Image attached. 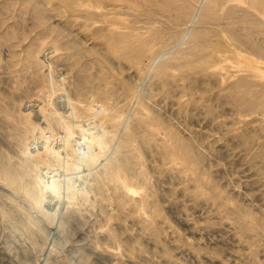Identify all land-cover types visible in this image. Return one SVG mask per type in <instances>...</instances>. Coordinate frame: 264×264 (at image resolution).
I'll return each instance as SVG.
<instances>
[{"label":"rangeland","instance_id":"1","mask_svg":"<svg viewBox=\"0 0 264 264\" xmlns=\"http://www.w3.org/2000/svg\"><path fill=\"white\" fill-rule=\"evenodd\" d=\"M158 1L145 17L111 13L107 0H0V257L10 264H264V237L247 227L264 221V14L251 0ZM42 104L85 130L78 154L99 151L87 136L108 138L96 164L65 155L61 127L49 139L59 159L34 142L24 121ZM120 149L150 176L157 224L176 241L131 234L136 214L114 184L93 186L110 160L126 163ZM11 167L19 186L3 182Z\"/></svg>","mask_w":264,"mask_h":264},{"label":"bare ground","instance_id":"2","mask_svg":"<svg viewBox=\"0 0 264 264\" xmlns=\"http://www.w3.org/2000/svg\"><path fill=\"white\" fill-rule=\"evenodd\" d=\"M79 1H81L82 2L81 4H83L86 0H79ZM107 1H110V3L106 7L105 6L104 7H105V9L107 11H110L111 13L112 12H117L118 13V12H122L123 10L126 11L128 9L129 10H132V9L137 10L140 14L144 15L145 17L152 16V15H155V14L159 13L158 10L156 9V7L158 6V3H159L158 0H107ZM210 1H212V0H209V2ZM228 1L231 2L232 0H225V3H228ZM238 1H237V3H238ZM199 2L201 4V3L206 2V0H199ZM207 2H208V0H207ZM243 2H244V0H243ZM243 2H241V3L243 5H245L246 3L244 4ZM245 2H246V0H245ZM220 3L222 5L225 4L222 1ZM234 3H235V1H234ZM250 3H251V5H250L251 7L254 6V8H258V10H260L258 12H262L261 16L263 17V14H264V0H251ZM243 5H242V7H243ZM84 6H86V5H84ZM231 6H232V4H231ZM142 7L144 9H142ZM180 8H178V9L181 11ZM242 9H244V7ZM249 11H250V9H249ZM177 12H179V11H177ZM256 12H257V10H256ZM209 15H211V14H209ZM163 17H164V14H163ZM165 17L167 18V16H165ZM207 17H208V15H207ZM211 18H212V16H211ZM249 18H252V17H249ZM183 19H185V18L183 17ZM147 21H149V20H147ZM247 27H248V29H250L249 26H247ZM247 27H244V28H247ZM253 31L254 30H252V32ZM257 31H258V29H257ZM261 32H262V30H261ZM129 44L133 46L134 42H130ZM245 62L247 63V65H252V63H253L249 59L247 60L246 58H245ZM38 108H39V113H40L41 117L39 119H37V121L33 120V116H31V109L28 108L27 114H26V119H25L24 123H25V127L29 131V135L34 140V142H35L36 139L42 142L43 151L45 153H47L52 158L54 157V158L59 159L61 157V151L53 150L54 148L51 147L50 144H49V139L51 137L59 138V139L62 138L61 139V143H60L61 144L60 148H62L65 151V155H67L68 157H71L74 160H77L79 162V163L78 162L77 163L81 164V166L82 165L90 166L91 164H96L97 163V161H98V159L100 157V153H102V150L109 143L108 142V138L107 139H101L99 137V135H96L97 132H95V134H93L90 137L87 136V138L85 139L86 141L83 140L84 143H86L88 145L87 148L88 149L89 148L92 149V147L96 146L99 149V151L95 152V154L94 153H89L90 151L89 152L88 151H84L81 154H78L76 152L75 147H74V143L75 142L74 143H72V142L75 140L76 135H78L80 137L83 134L84 135L87 134L85 132V130L82 128V126L75 127L76 125L73 126L74 124L71 125V123L70 124L67 123V120H64L65 116L59 114V112H57V111L53 110L52 108H50L49 105L42 104ZM74 111H75V109L72 108L71 111L68 114L71 115ZM78 115L79 114L77 113V116ZM68 116H66V117H68ZM72 116H74V115H71L70 117H72ZM76 119H78V117ZM58 127H61L65 131L64 135L61 136V138H60V135L58 133V130H56ZM88 138H90V139L88 140ZM202 149H204V148H202ZM119 151H121L120 153H123V155H124L123 156V158H124L123 160H125L126 163H122L121 161L115 160V159L110 160V163L105 167L104 173L94 180L93 186L95 185L96 188L98 187V188H103L104 189L105 188L104 186H106V184H108L110 182L114 184L113 189L116 191L115 193H117L115 195V198H118L117 199L118 201H116L118 203V205L120 207H123L124 205L127 204L126 207L130 206L131 211L136 214V216L134 217V221L132 222L133 225L130 224L132 226V228L135 229V232L132 231L131 234H133L135 236H138V237H141V236L144 237V240H146L148 243L152 241L155 244L158 243L160 245L165 244L166 241L169 240L170 238L175 239L176 236L174 234L175 233L174 230H172V229L169 230L167 228H163L162 226L157 224L158 219L160 218L159 216L161 214L159 213V211L154 210L153 207L151 206V204L149 203V200H150L149 195L151 194V191H150L151 188H150L149 183H148L149 182L148 178L150 176L148 177V174L144 171L145 170L144 168L139 167V166H138L139 168H135L133 166L134 159H133V157L127 155L125 149H120ZM174 151H176V150L174 149ZM179 152L182 153L184 156L189 155L188 149H185V148H180ZM203 153H205V152H203ZM134 158H135V156H134ZM126 160H128V161H126ZM127 162H128V165H127ZM9 168L8 169L4 168L6 171L3 172V170H2L3 173L1 172L3 174V182H4V184L9 185V186H13V187L19 186V184L21 183V180L19 178V174L16 173L17 171H15L14 167H11V169H9ZM150 170H152V169H150ZM45 186L47 187V185H45ZM54 191H55V189L51 190V192H54ZM78 191L79 190H76L75 189V185H74L73 192H72L73 194L71 195L72 197L74 195V197H73L74 199L76 198L75 195H76V193H78ZM121 194L126 199V200H124L125 202L120 198ZM40 201H41V203H39V207H41V204L44 202V201H42V199H40ZM128 211H130V210H128ZM149 217H150V222L151 223L148 222ZM251 218H253V217L251 216ZM251 218H250V220H247L248 229L250 231H252L254 233V235L264 237V221L260 220L259 218H255V219L254 218L251 219ZM129 223H130V221H129ZM197 229H199V228H197ZM193 230H196V229H193ZM193 230H192V232L194 233ZM171 241H176V240H171ZM186 243H188V242L185 241V244ZM204 245H205V243H204ZM119 246H120V244H119ZM123 247H125V246H123ZM158 247H160V246H158ZM173 247H174V245H173ZM117 248L114 247L115 250ZM161 248H159V250ZM114 249L112 251H114ZM118 249H120V248H118ZM194 249H195V247H194ZM202 249H203L202 247H199L196 250L198 252V251H201ZM162 250H164V248H162ZM121 251H123V250H121ZM133 251H135V249H133ZM140 251H141V249H140ZM193 252H195V251L193 250ZM241 258H242V256L240 257V259ZM8 260L2 258V256H1L0 257V264H10L12 261L9 262Z\"/></svg>","mask_w":264,"mask_h":264}]
</instances>
